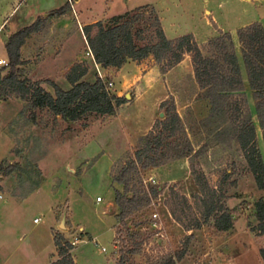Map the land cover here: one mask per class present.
I'll return each instance as SVG.
<instances>
[{
  "label": "rangeland",
  "instance_id": "374dc122",
  "mask_svg": "<svg viewBox=\"0 0 264 264\" xmlns=\"http://www.w3.org/2000/svg\"><path fill=\"white\" fill-rule=\"evenodd\" d=\"M63 5L67 7L63 16L74 23L77 19L103 20L149 5L159 23L162 19L166 38L191 34L204 55L211 53L206 46L210 39L228 33L243 84L241 92L229 97L244 98L264 164L263 143L235 35L238 28L252 22L264 29V0H78L75 5L74 0H0L3 36L41 19L38 31L20 47L19 78L29 84L39 82L51 95L53 90L44 80L65 90L64 74L70 66L63 72L66 65L53 66L48 60L50 65L44 63L38 71L35 67L36 62L58 55L65 35L62 20L46 15ZM151 18L148 10L143 11L138 26L150 25ZM149 28L147 38L153 30L151 25ZM2 46L0 39V55ZM78 51L83 55V43L75 35L62 57L68 59ZM2 59L8 62L6 57ZM87 62L81 61L87 67L82 80L107 76V91L127 96L112 115L91 113L76 121H63L45 108L33 109L28 99L0 93V264L55 260L57 255L51 252L56 233L67 240L82 239L71 245L75 264H115L120 248L125 251V264H154L182 248L183 255L175 264H262L257 250L264 244V236L251 227L257 222L253 202L264 201V189L256 188L247 169L225 104L213 114L205 92L197 87L190 57L185 55L164 73L150 57L103 72H96ZM6 74L7 66L0 67V77ZM46 76L50 79H44ZM168 107L177 114L184 135L168 140L167 154L158 158L163 162L135 165L126 189L141 204L120 224L113 217V192L122 191V185L112 177L133 157L143 136L156 133L153 124L166 118ZM178 151L182 155L173 154ZM8 163L14 168L3 175ZM203 183L222 194L221 202L233 219L229 230H216L212 218L198 229H186L202 213L196 197ZM182 198L186 205L180 203ZM129 249L134 251L129 253Z\"/></svg>",
  "mask_w": 264,
  "mask_h": 264
},
{
  "label": "trees",
  "instance_id": "16d2710c",
  "mask_svg": "<svg viewBox=\"0 0 264 264\" xmlns=\"http://www.w3.org/2000/svg\"><path fill=\"white\" fill-rule=\"evenodd\" d=\"M66 10L67 7L63 5L49 12L46 17L61 16L66 13ZM145 10L152 15L150 25L153 30L149 38L146 32L150 29V25L138 26ZM40 20L37 18L29 26L10 34L4 41L3 47L8 62L6 76L0 77V93L20 100L28 99L33 109L45 108L63 121H76L91 113L112 115L124 98L107 91L106 84L109 79L107 76H96L92 83L82 80L87 67L81 62L74 63L65 72L64 79L69 85L67 90L60 89L52 81L44 80V83L53 90V95L44 91L39 82L29 84L19 78L20 47L30 34L38 31L37 24ZM81 32L94 64L102 72L119 69L126 61L139 62L150 57L158 65L159 71L164 73L188 55L195 83L205 92L204 98L208 101L213 114L220 108H224L225 104L227 115L235 130L234 138L242 151L247 169L252 175L256 188L264 189V164L256 145L252 117L245 106L244 98L238 101V99L230 100L229 97L241 92L243 84L233 42L228 33H220L210 39L206 46L211 53L204 55L191 34L167 39L153 8L149 5L84 25L81 27ZM235 35L264 148V31L258 22H253L238 28ZM161 105H164V102ZM167 112L166 118L153 124V129H158L156 133L150 131L143 136L133 157L127 159L112 177L115 183L122 185V191L114 190L113 192V204L116 207L113 217L120 224H124V218L141 204L137 195H129L126 189L127 179L135 165L139 163L141 167L156 166L163 162V159L158 158L167 154L164 148L170 146L168 140L179 134L184 135L173 108L168 107ZM173 154L182 155L180 151ZM13 168L14 166L8 163L3 168V175L12 171ZM150 191L155 193L156 189L151 188ZM221 196L219 191L203 183L196 197L202 205V213L199 219L196 218L188 223L186 229H198L212 218V225L216 230H229L233 219L225 203L221 202ZM180 203L186 205L185 199L182 198ZM253 206V214L257 222L251 228L257 235H261L264 234L263 199H256ZM170 213L175 214L173 210H170ZM127 227L128 225L125 224V228ZM189 238L190 234L185 236L183 245L187 244ZM52 241L57 258L49 264H75L70 253L72 246L69 240L62 234L56 233L52 235ZM133 251L134 249L128 250L129 253ZM257 251L264 264V245ZM124 252L123 249H119L115 264H125ZM183 252L182 248L154 264H175V260H179Z\"/></svg>",
  "mask_w": 264,
  "mask_h": 264
},
{
  "label": "crops",
  "instance_id": "0c3cea01",
  "mask_svg": "<svg viewBox=\"0 0 264 264\" xmlns=\"http://www.w3.org/2000/svg\"><path fill=\"white\" fill-rule=\"evenodd\" d=\"M78 0H74V5H75V2H77ZM66 3V2H65ZM66 14V13H65ZM65 14H63V15H65ZM63 15H61V16H59V18H61V20H62V24H61V29H62V31H64L65 32V35L63 36V39H62V41H61V45H60V49H59V52H58V55H56V56H51V57H47V58H45L44 60H42V61H40V62H36V67H35V71H38V68L39 67H41V66H43V64L44 63H47V61L49 60V61H51L53 64V66H60V67H64L65 65V70H62L63 72L64 71H66L68 68H69V66H71V65H73L74 63H80L81 61H88L87 63H88V66L89 67H93L94 69H95V71L96 72H99V69L96 67V65L94 64V62H93V60H92V57L91 56H86L85 55V51H87L88 49H87V47H86V44H85V41H84V38H83V36H82V32H81V27L82 26H84V25H87V24H91V23H94V22H96L97 20H90V21H88V22H81V21H77L76 20V24L74 23V22H70V21H67V18L68 17H65V16H63ZM58 18V19H59ZM99 21V20H98ZM162 19H160V24H161V26L163 27V25H162ZM70 23V24H69ZM253 23V22H252ZM250 24V23H249ZM70 25V26H69ZM245 25H248V24H244L243 26H245ZM68 26V27H67ZM67 27V28H66ZM242 27V26H241ZM263 28V27H262ZM164 30V28H162V31ZM264 30V29H263ZM2 33H3V29H0V39H1V43L3 44L4 43V39L5 38H7V35H2ZM75 35H77L78 37H80V39H81V42L83 43V55L84 56H86L85 58L83 57V55H80L81 53H80V51H78V52H73L72 53V56L70 57V58H68V59H63V57H62V52H63V50L66 48V46L68 45V41H70V39L73 37V36H75ZM168 39V38H167ZM86 49V50H85ZM1 57H6V54H5V51H4V47L2 46V52H1V55H0V58ZM54 59H53V58ZM67 62V63H66ZM61 63V65H59ZM46 65H50V64H45V66ZM122 67V66H121ZM62 72V73H63ZM54 73V72H53ZM41 79V78H40ZM44 79H50V76H46ZM95 78L93 77V80H94ZM52 81V80H51ZM85 81V80H84ZM53 82V81H52ZM93 81H90V82H88V83H92ZM65 84L68 86V88H69V85H68V83L65 81ZM68 88H66L65 90H67ZM46 92H48V90H45ZM48 93H50V92H48ZM119 95V93L117 94V96ZM119 97V96H118ZM100 201V199L98 200V201H96V202H99ZM110 206H113L112 204L110 205ZM113 226V225H112ZM79 229H81V227H79ZM114 234V233H113ZM260 237H262V236H264V234H261V235H259ZM82 239L80 238V240L79 241H81ZM78 241V242H79ZM264 245V244H263ZM53 247H54V245H53ZM75 248H73V250H74ZM102 250V249H101ZM104 250V249H103ZM51 253H56L55 252V249H54V251L53 252H51ZM71 256H72V259H73V261H74V257H73V254H71ZM52 260H54V258L53 259H49V258H47L46 260H45V262H42L41 264H48L49 262H51ZM75 262V261H74ZM113 263H114V261H113Z\"/></svg>",
  "mask_w": 264,
  "mask_h": 264
},
{
  "label": "built area",
  "instance_id": "2783aa9c",
  "mask_svg": "<svg viewBox=\"0 0 264 264\" xmlns=\"http://www.w3.org/2000/svg\"><path fill=\"white\" fill-rule=\"evenodd\" d=\"M85 55L86 56H91L90 55V52H89V50H87V51H85ZM7 65V61L6 60H0V67H4V66H6ZM110 84L108 83V86H109ZM99 200V197L98 196H96L95 197V201H98ZM153 216H155V215H153ZM37 221V219L36 218H33V222H36ZM78 241V238L77 237H74L73 238V240H69V243L71 244V245H74L76 242ZM101 249H103V247H101Z\"/></svg>",
  "mask_w": 264,
  "mask_h": 264
},
{
  "label": "water",
  "instance_id": "95a60500",
  "mask_svg": "<svg viewBox=\"0 0 264 264\" xmlns=\"http://www.w3.org/2000/svg\"><path fill=\"white\" fill-rule=\"evenodd\" d=\"M124 98L127 99V96H125ZM160 116H161V115H160ZM62 220H63V219H61V220H60V223H59V226H60V227H62Z\"/></svg>",
  "mask_w": 264,
  "mask_h": 264
}]
</instances>
